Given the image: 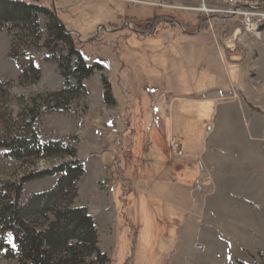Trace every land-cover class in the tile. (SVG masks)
Instances as JSON below:
<instances>
[{"label": "rangeland", "instance_id": "1", "mask_svg": "<svg viewBox=\"0 0 264 264\" xmlns=\"http://www.w3.org/2000/svg\"><path fill=\"white\" fill-rule=\"evenodd\" d=\"M10 1L56 5L55 14L82 44L88 64L104 66L87 81L84 100L69 112L43 115L37 129L43 143L79 138L86 173L75 206L93 217L108 264H264V153L258 151L264 147V108L253 105L258 102L249 90L259 85L246 79L249 65L229 62L221 44L222 35L241 27L219 17L119 0ZM240 1L264 10V0ZM189 19L199 24L187 27L183 20ZM239 38L236 55L263 35L242 30ZM10 51L11 39L2 31L0 136L19 132L20 111L27 105L19 97L64 85L42 50L31 53L42 71L40 82L20 86L21 66ZM103 77L115 106L104 103ZM232 111L238 144L253 151L229 150L230 124L223 122ZM173 139L182 146V158L174 157ZM64 161L29 165L0 155V181H19ZM58 178L27 183L21 203L51 190ZM4 238L13 244L10 234ZM0 264L17 261L3 253Z\"/></svg>", "mask_w": 264, "mask_h": 264}, {"label": "trees", "instance_id": "2", "mask_svg": "<svg viewBox=\"0 0 264 264\" xmlns=\"http://www.w3.org/2000/svg\"><path fill=\"white\" fill-rule=\"evenodd\" d=\"M54 10L58 12L52 3L0 0V32L8 33L11 57L21 66L19 85L26 87L40 82L42 71L31 53L42 50L48 52L45 59L57 66L64 80L59 91L29 99L19 97L27 104L20 111L19 132L0 136V155L29 165L66 159L58 165L31 171L19 181H0V255L4 253L17 264H108L110 259L99 248L93 217L87 208L75 206L79 184L86 173L84 162L78 157L79 138L43 143L37 129L43 115L69 112L73 105L84 100L88 95L87 81L95 71L104 70L98 63L88 64L82 44ZM154 19L167 21L165 17ZM103 85L104 103L115 106L111 86L104 77ZM2 86L1 83L0 92ZM54 176L59 178L51 190L34 194L21 203L27 183ZM4 234L11 235L12 245Z\"/></svg>", "mask_w": 264, "mask_h": 264}, {"label": "built area", "instance_id": "3", "mask_svg": "<svg viewBox=\"0 0 264 264\" xmlns=\"http://www.w3.org/2000/svg\"><path fill=\"white\" fill-rule=\"evenodd\" d=\"M129 5L144 4L146 6L152 5L159 10H171L177 12L191 11L196 12L198 16L219 17L233 25L240 26L245 35L259 36L258 25L264 21V10L261 9H242L239 4L233 3L231 0H134L131 2L127 0H119ZM211 4V7L209 6ZM216 4V5H214ZM216 6V7H214ZM170 21V20H169ZM170 24V23H169ZM126 26L131 28L130 23ZM172 27H175L173 25ZM183 28V26H181ZM240 38L238 42H240ZM172 149L175 158L183 157V149L181 144L172 140Z\"/></svg>", "mask_w": 264, "mask_h": 264}, {"label": "crops", "instance_id": "4", "mask_svg": "<svg viewBox=\"0 0 264 264\" xmlns=\"http://www.w3.org/2000/svg\"><path fill=\"white\" fill-rule=\"evenodd\" d=\"M183 21L186 23V25L191 24V26H195V24L198 23V21L196 23L195 19H189V20H183ZM199 27L200 26H198V28ZM262 35H263V38L257 43H255L253 41H249L250 47L246 50L247 52H245L246 54H245L244 60L240 63H235V64H242L243 62H246L249 65L250 68H249L248 73L246 75L247 76L246 79L249 78L250 81H255L259 85V86L255 87V89L249 90L253 94V98L258 102V105H256V104H253V105L255 107H258V108L259 107L264 108V85H263L264 84V30L262 31ZM229 68H232V67H227L226 69H229ZM232 70L235 71L234 72L235 74H238L239 72H241L240 69H232ZM212 90H213V92L217 91L216 88H214ZM212 90H211V92H212ZM206 92H210V90H207ZM234 93H236V92H234ZM241 94H243V93L241 92ZM205 95H206V93L204 91L202 97H204ZM239 96L242 99H244L247 106L250 104L248 98H246V97L244 98L241 95H239ZM249 108H251V107L249 106ZM234 119H236V116H235V112L232 111L230 116H229V119L225 120L223 122L224 124H228V123L230 124L229 132L226 135L227 137H229V140L231 142V144L229 146V150L234 149V151H242V150L243 151H253V149H250L245 145L243 146L241 143L238 144L237 141L240 140V137H238L239 134L236 133L237 129L232 127V123L236 121ZM262 123L264 124V121ZM172 130H174L173 122H172ZM262 131L264 132V129ZM236 146L237 147L241 146V149L237 150ZM258 151H261V153L263 154L264 153V147L260 146Z\"/></svg>", "mask_w": 264, "mask_h": 264}, {"label": "water", "instance_id": "5", "mask_svg": "<svg viewBox=\"0 0 264 264\" xmlns=\"http://www.w3.org/2000/svg\"><path fill=\"white\" fill-rule=\"evenodd\" d=\"M54 12L56 13V10H54ZM224 33L228 34L229 32L225 31ZM241 35H242V29L237 28L231 34L229 33L226 37L224 35L221 36V44L225 52L228 54L229 62L240 63L245 58L244 50H240L238 55H236V51L238 50L237 42L239 40V37H241ZM209 130H211V127H209Z\"/></svg>", "mask_w": 264, "mask_h": 264}, {"label": "bare ground", "instance_id": "6", "mask_svg": "<svg viewBox=\"0 0 264 264\" xmlns=\"http://www.w3.org/2000/svg\"><path fill=\"white\" fill-rule=\"evenodd\" d=\"M233 3L239 4V7H241L242 9H251V8H246L243 5V3L241 4L240 0H231ZM241 4V5H240ZM264 26V21L262 22V24L258 25V33H260V28Z\"/></svg>", "mask_w": 264, "mask_h": 264}]
</instances>
